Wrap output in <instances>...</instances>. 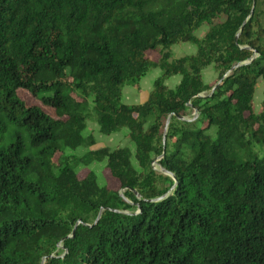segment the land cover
Listing matches in <instances>:
<instances>
[{
    "label": "trees",
    "instance_id": "16d2710c",
    "mask_svg": "<svg viewBox=\"0 0 264 264\" xmlns=\"http://www.w3.org/2000/svg\"><path fill=\"white\" fill-rule=\"evenodd\" d=\"M259 81L264 0H0V264H264Z\"/></svg>",
    "mask_w": 264,
    "mask_h": 264
},
{
    "label": "rangeland",
    "instance_id": "374dc122",
    "mask_svg": "<svg viewBox=\"0 0 264 264\" xmlns=\"http://www.w3.org/2000/svg\"><path fill=\"white\" fill-rule=\"evenodd\" d=\"M205 31L206 28L202 27L195 34L197 37L201 38ZM195 51H196V47L191 44H180V45H175L171 48V53L173 58H178L181 56H189L194 54ZM159 76H160V71L158 69L148 71L140 80L138 91L134 88L124 86L122 89V100H121L122 103L126 105L143 103L147 99L150 91L152 90L154 80ZM215 80H216V75L213 71V68L210 66L207 69H205L203 72V81L205 84L212 85L214 84ZM179 82H180V77L174 76L169 78L168 81L165 83V85L169 89H174L179 84ZM263 91H264V83L262 81H259L253 99V108L255 113H257L260 110L261 102L263 101ZM21 96L27 101V103L30 104L36 103L35 100L30 99L24 93H21ZM191 116L192 115H190V117ZM86 134H92L95 139V146L91 148V150H96L100 148L114 149L116 147H127L131 149V151L134 150V145L126 137L127 134L126 129H122L120 132L112 134L110 136H104L98 132L97 126L93 122H88ZM84 152L85 149L79 148L75 151L67 150L65 152V155L80 156ZM103 166H104V162L101 164H95L92 167H90L91 170L95 173L97 177V183L100 186L107 183V180L109 179L108 173L106 170H104ZM85 173L86 171L83 170L80 173V175L83 176ZM111 180L112 182L116 183V181H114L112 178Z\"/></svg>",
    "mask_w": 264,
    "mask_h": 264
},
{
    "label": "water",
    "instance_id": "95a60500",
    "mask_svg": "<svg viewBox=\"0 0 264 264\" xmlns=\"http://www.w3.org/2000/svg\"><path fill=\"white\" fill-rule=\"evenodd\" d=\"M180 119H181V118H180ZM168 123H169V119H168L167 122H166L165 132H166V130H167ZM98 220H99V217L95 220L94 225L97 224ZM74 230H75V228H74ZM74 230H73V234H74Z\"/></svg>",
    "mask_w": 264,
    "mask_h": 264
},
{
    "label": "crops",
    "instance_id": "0c3cea01",
    "mask_svg": "<svg viewBox=\"0 0 264 264\" xmlns=\"http://www.w3.org/2000/svg\"><path fill=\"white\" fill-rule=\"evenodd\" d=\"M168 80L165 81V83L167 82Z\"/></svg>",
    "mask_w": 264,
    "mask_h": 264
}]
</instances>
